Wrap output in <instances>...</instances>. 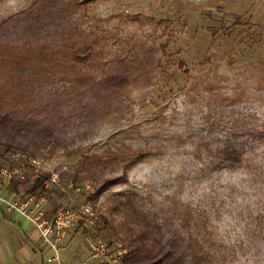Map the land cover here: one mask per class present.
<instances>
[{"label":"rangeland","instance_id":"obj_1","mask_svg":"<svg viewBox=\"0 0 264 264\" xmlns=\"http://www.w3.org/2000/svg\"><path fill=\"white\" fill-rule=\"evenodd\" d=\"M0 34L11 50L34 52L35 64L49 67L27 69L21 83L16 75L0 78L1 91L22 93L10 110L49 125L80 152L68 157L58 148L50 156L41 149L35 156L42 166L69 171L83 153L123 145L149 152L127 167V183L100 195L99 218L132 225L124 208L112 206L126 196L132 201L133 192L164 231L178 229L188 208L205 221L220 250L217 264H264V219L257 218L264 215V0H0ZM82 45L92 47L89 60L69 65L67 51ZM77 78L99 84L86 91ZM227 140L243 148L240 165L218 164L215 150ZM13 154L0 166L13 163ZM15 182L5 197L28 186ZM42 196L36 208L49 215L89 194L60 179ZM34 204L25 205L27 213ZM116 237L107 228L67 231L65 264Z\"/></svg>","mask_w":264,"mask_h":264},{"label":"trees","instance_id":"obj_2","mask_svg":"<svg viewBox=\"0 0 264 264\" xmlns=\"http://www.w3.org/2000/svg\"><path fill=\"white\" fill-rule=\"evenodd\" d=\"M3 41V36L0 34V78L16 75L21 79V83L24 81L21 76L27 69L31 72L49 71L48 66L40 67L35 64L34 52L29 51L23 54L11 50L9 45L3 44ZM91 54L92 47L82 45L75 49L71 47L65 58L70 61L69 65H77L87 62ZM30 79L31 77H28L27 80ZM76 80V85L82 86L86 91L93 90L94 86L99 84L96 81L88 82L84 78ZM108 84L111 87L114 86L112 78L108 80ZM21 96L20 90H0V158H3L4 154L19 151L35 156L36 152L41 149H46L48 155L51 156L56 153L58 148L68 157L80 154L79 149H69L65 141L57 138L49 125L40 123L35 117L24 115L21 111H11L13 104L19 101ZM95 101L98 103L97 100ZM82 108L88 109V112L91 113L95 109L87 103L82 104ZM148 154L149 152L145 149L131 148L126 145L113 149L107 148L102 154L83 153L81 159L71 170L60 173V179L75 187L85 180L93 181L94 192L89 193L86 201H89L95 208L100 195L111 185L128 182L127 167L143 160ZM243 155V148L228 140L215 150L218 164L225 167L240 165L244 160ZM118 166L122 170L120 175L113 176L105 173L107 168L115 169ZM45 176L46 173H40L35 182L26 186L23 192L33 193L37 197L49 194L50 191L42 186ZM15 181L11 182L14 187L16 186ZM13 190L18 192L16 188ZM135 195L136 193L132 192V201L129 196H126V200L114 201L112 206V210L116 212H121L120 208H124L122 214L132 220L130 221L132 225L113 224L106 217L100 216L94 226V230L97 232L107 228L112 234H120L121 237L116 238H120L128 246L127 254L117 264H217L220 250L215 246L211 237L212 232L208 231L205 221L203 222L201 219L195 221L192 211L188 208L181 217L178 229L171 228L164 231L163 224L151 219L139 208L134 200ZM257 218L264 219V215L259 214ZM193 219L194 223H192ZM206 220L208 219L206 218ZM263 229V225L260 224V234ZM202 232L204 234L201 235ZM253 232L254 230H252V234Z\"/></svg>","mask_w":264,"mask_h":264},{"label":"built area","instance_id":"obj_3","mask_svg":"<svg viewBox=\"0 0 264 264\" xmlns=\"http://www.w3.org/2000/svg\"><path fill=\"white\" fill-rule=\"evenodd\" d=\"M13 163L0 166V202L8 209L15 210L32 223L36 229L41 243L47 247L50 253L44 258V264H65L63 255L65 246L64 235L67 231L78 226L94 230L98 221V213L89 201H85L77 207H59L53 209L49 215H44L40 210L33 193H17L12 191L13 197H5L2 189L6 188L13 180L25 182L31 185L35 182L40 173H46L42 180V186L47 191L56 189L60 181L59 171L41 165L37 156L28 152L19 151L13 154ZM29 172H27V170ZM64 172V171H62ZM87 194L94 192L93 183L85 180L79 185ZM35 203L31 213H27L25 205ZM128 252V246L120 239L114 238L111 241L97 240L88 251L85 258L77 264H91L93 262L117 264Z\"/></svg>","mask_w":264,"mask_h":264},{"label":"crops","instance_id":"obj_4","mask_svg":"<svg viewBox=\"0 0 264 264\" xmlns=\"http://www.w3.org/2000/svg\"><path fill=\"white\" fill-rule=\"evenodd\" d=\"M49 253L32 223L0 202V264H44Z\"/></svg>","mask_w":264,"mask_h":264}]
</instances>
